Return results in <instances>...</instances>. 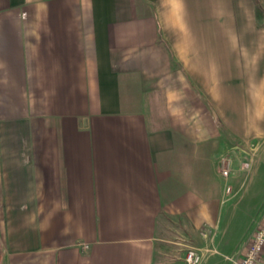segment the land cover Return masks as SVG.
I'll list each match as a JSON object with an SVG mask.
<instances>
[{"label": "crops", "instance_id": "crops-1", "mask_svg": "<svg viewBox=\"0 0 264 264\" xmlns=\"http://www.w3.org/2000/svg\"><path fill=\"white\" fill-rule=\"evenodd\" d=\"M260 153L264 0H0V264H162Z\"/></svg>", "mask_w": 264, "mask_h": 264}, {"label": "rangeland", "instance_id": "rangeland-1", "mask_svg": "<svg viewBox=\"0 0 264 264\" xmlns=\"http://www.w3.org/2000/svg\"><path fill=\"white\" fill-rule=\"evenodd\" d=\"M250 148L245 147L246 151ZM247 171L241 173L244 185L238 197L229 202L219 233L207 226L198 230L176 226L165 229L162 235L168 241L160 245L162 264H187L192 251L200 257L198 264H231L229 258L245 250L264 215V169L256 176L246 175Z\"/></svg>", "mask_w": 264, "mask_h": 264}, {"label": "built area", "instance_id": "built-area-1", "mask_svg": "<svg viewBox=\"0 0 264 264\" xmlns=\"http://www.w3.org/2000/svg\"><path fill=\"white\" fill-rule=\"evenodd\" d=\"M251 159L242 162V168L249 170L251 168ZM221 175L228 179L233 174V159L230 155L222 156L219 162ZM233 188L226 187V193L231 194ZM187 264H198L200 257L195 252H189L187 255ZM231 264H264V215L255 230L250 242L245 250L236 257L229 258Z\"/></svg>", "mask_w": 264, "mask_h": 264}]
</instances>
